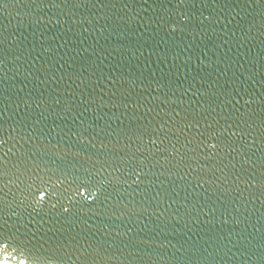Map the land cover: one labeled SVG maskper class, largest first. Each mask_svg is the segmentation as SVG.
Returning a JSON list of instances; mask_svg holds the SVG:
<instances>
[{"label": "water", "instance_id": "1", "mask_svg": "<svg viewBox=\"0 0 264 264\" xmlns=\"http://www.w3.org/2000/svg\"><path fill=\"white\" fill-rule=\"evenodd\" d=\"M264 264V0H0V261Z\"/></svg>", "mask_w": 264, "mask_h": 264}, {"label": "bare ground", "instance_id": "2", "mask_svg": "<svg viewBox=\"0 0 264 264\" xmlns=\"http://www.w3.org/2000/svg\"><path fill=\"white\" fill-rule=\"evenodd\" d=\"M0 264H10V263L2 260V261H0Z\"/></svg>", "mask_w": 264, "mask_h": 264}, {"label": "snow or ice", "instance_id": "3", "mask_svg": "<svg viewBox=\"0 0 264 264\" xmlns=\"http://www.w3.org/2000/svg\"><path fill=\"white\" fill-rule=\"evenodd\" d=\"M21 264H26V262L22 261Z\"/></svg>", "mask_w": 264, "mask_h": 264}]
</instances>
